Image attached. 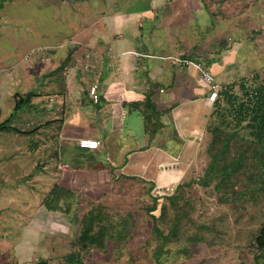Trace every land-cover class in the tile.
Returning a JSON list of instances; mask_svg holds the SVG:
<instances>
[{"label": "rangeland", "instance_id": "obj_1", "mask_svg": "<svg viewBox=\"0 0 264 264\" xmlns=\"http://www.w3.org/2000/svg\"><path fill=\"white\" fill-rule=\"evenodd\" d=\"M108 2L0 0V70L32 63L37 71L47 51H55L45 46L68 41L78 24L96 19L98 11L113 12ZM212 11L231 31L225 45L236 54L230 86L238 105L246 92L264 86V0H220ZM92 76L86 78V71L81 75L84 82L99 83ZM220 106L230 114L215 115L210 108L207 125L235 138L222 150L218 170L232 159H240L238 168L229 177L207 179L201 170L209 153H220L222 140L207 146L202 137V157L188 166L185 177L191 171L190 177L181 179L176 191V185L162 190L138 180L105 184L89 177L63 178L58 162L64 158L51 154L49 170L40 168L44 159L39 149L47 141L39 132L28 137L18 130L2 131L0 264H264V250L255 243L264 223V133L250 134L248 120L236 125L234 110L226 102ZM9 110L0 111V122ZM32 116L26 123L34 124ZM54 145L45 147L51 152ZM206 147L211 148L208 155ZM151 207L162 236L146 212ZM90 219L92 232H103L101 247L91 244L82 251L80 233Z\"/></svg>", "mask_w": 264, "mask_h": 264}, {"label": "crops", "instance_id": "obj_2", "mask_svg": "<svg viewBox=\"0 0 264 264\" xmlns=\"http://www.w3.org/2000/svg\"><path fill=\"white\" fill-rule=\"evenodd\" d=\"M108 4L113 12L98 11L85 26L80 22L66 43L45 46L55 51H47L37 71L32 63L0 70V111L9 108V116L15 99L29 94V104L11 125L22 135L39 132L45 138L40 168L49 170L54 155L65 159L58 162L63 178L89 177L105 184L138 180L163 190L188 179V166L202 157L211 108L197 70L183 61L200 62L215 82L231 85L237 64L225 45L231 31L212 11L220 0ZM83 71L99 83L84 82ZM93 85L96 104L88 94ZM29 113L34 124L26 123ZM82 138L99 141V148L80 149ZM52 141L56 145L50 152L45 146Z\"/></svg>", "mask_w": 264, "mask_h": 264}, {"label": "trees", "instance_id": "obj_3", "mask_svg": "<svg viewBox=\"0 0 264 264\" xmlns=\"http://www.w3.org/2000/svg\"><path fill=\"white\" fill-rule=\"evenodd\" d=\"M242 88H244L242 86ZM25 98L21 97L18 99H15V105L13 107L12 113L2 122H0V132L2 131H8V132H14L17 131L16 128H14L11 124L12 121L15 119L16 114L19 112V110L24 106L28 105L29 102H24ZM239 101L237 95L232 91V86L226 85L222 90L219 91L217 100L213 103L211 108L213 109V114L215 115H222L225 116L224 113L230 114L226 111V109L222 110L223 107L220 106L221 102H226L228 106L231 107L232 110H234V115L236 118V125H241V122L247 121L246 128L251 130L250 134H253L255 136H261V134L264 133V86H260L259 89H256L254 92L248 94L245 93V101L242 100L238 105H235V102ZM226 114V115H227ZM18 132V131H17ZM209 136V138H208ZM221 138V146L219 148L220 153L212 154L209 153L210 160L209 162H205V167L201 170L204 176H207L206 178H215L217 176L221 177H229L231 173L236 171L240 164V159L233 160L229 164H225L224 169L218 170V165L221 160H223V155H221L222 150L227 151L230 143L235 138V134L228 133V134H222V132L217 127L212 126H206V139L208 140L207 146L210 144L213 146L217 143V139ZM211 152V148L206 147V154L207 151ZM208 155V154H207ZM216 169V170H215ZM190 179L187 181L189 182ZM185 183V182H184ZM183 185V182L178 183L175 187V191L178 190L179 187ZM63 190V189H61ZM154 207H151L146 210V212L149 214V217L153 221V229L157 231L160 236L161 233L158 229V227L154 224L156 221V218L154 215H151L152 212H154ZM94 219V217H93ZM89 223V224H88ZM92 220L86 222L85 226L82 227L81 233H80V244H81V250L87 251L89 249V246L92 244H97L101 247V242L99 239H101L103 232L97 231L96 233L92 232ZM163 241L167 240V236L162 237ZM255 243L257 244V247L264 250V223L261 224L258 236L255 239Z\"/></svg>", "mask_w": 264, "mask_h": 264}, {"label": "built area", "instance_id": "obj_4", "mask_svg": "<svg viewBox=\"0 0 264 264\" xmlns=\"http://www.w3.org/2000/svg\"><path fill=\"white\" fill-rule=\"evenodd\" d=\"M183 63L186 66L192 65L197 70L199 74V82L202 86H205L207 88V101L209 105L212 106L218 98L219 91L222 90L224 86L215 82L213 76L211 75L209 70H207L204 64L200 62L193 63L187 60H184ZM88 94L90 95V98L93 103H98L99 95L97 93L96 85H93L89 88ZM77 145L80 149L96 150L99 148L100 143L95 139L82 138L78 140Z\"/></svg>", "mask_w": 264, "mask_h": 264}, {"label": "water", "instance_id": "obj_5", "mask_svg": "<svg viewBox=\"0 0 264 264\" xmlns=\"http://www.w3.org/2000/svg\"><path fill=\"white\" fill-rule=\"evenodd\" d=\"M29 99V94L26 95L25 102H27Z\"/></svg>", "mask_w": 264, "mask_h": 264}]
</instances>
